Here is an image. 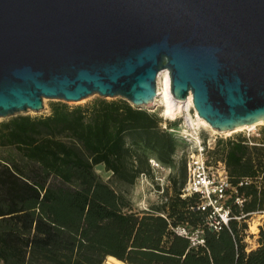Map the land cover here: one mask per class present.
I'll use <instances>...</instances> for the list:
<instances>
[{
  "label": "water",
  "instance_id": "95a60500",
  "mask_svg": "<svg viewBox=\"0 0 264 264\" xmlns=\"http://www.w3.org/2000/svg\"><path fill=\"white\" fill-rule=\"evenodd\" d=\"M178 99L220 131L264 119V0H0V118L97 93Z\"/></svg>",
  "mask_w": 264,
  "mask_h": 264
},
{
  "label": "trees",
  "instance_id": "16d2710c",
  "mask_svg": "<svg viewBox=\"0 0 264 264\" xmlns=\"http://www.w3.org/2000/svg\"><path fill=\"white\" fill-rule=\"evenodd\" d=\"M162 122L158 113L125 98L102 96L74 105L57 100L49 113H20L3 120L0 264H103L107 254L134 264L125 256L133 235L135 243H147L169 228L168 219L186 221L187 209L200 214L191 223L202 222L205 212L190 208L197 195H181L187 179L184 157L181 176L169 174L173 194L149 207L168 209L167 215H155L149 208L141 215L124 191L142 174L152 175L151 158L172 168L184 148L185 141L171 130L176 122L166 121V127ZM222 152L234 184L264 168V147L255 149V167L241 135L238 140L219 139L211 153L218 157ZM98 166L110 172L108 179ZM240 191L250 200L241 208L233 204L235 213L264 209V177L260 187L248 184ZM259 233L261 247L249 255L239 247L236 264H264V221Z\"/></svg>",
  "mask_w": 264,
  "mask_h": 264
},
{
  "label": "built area",
  "instance_id": "2783aa9c",
  "mask_svg": "<svg viewBox=\"0 0 264 264\" xmlns=\"http://www.w3.org/2000/svg\"><path fill=\"white\" fill-rule=\"evenodd\" d=\"M166 126L164 124V127ZM171 130L175 131V129ZM249 131L245 134L247 138L251 136ZM179 136L187 142V145L177 152L179 157L186 158L187 163V179L182 187L181 195H197V200L190 205V208L205 212V217L202 222L196 224L187 220L173 223L168 219L169 230L173 234L186 238L190 247L198 248L206 244L208 230L218 232L224 227L230 228V222L233 219H248V229L251 231L252 224L259 227L262 219L253 216L254 214L264 215V209L238 214L233 211V204L239 208L243 207L248 197L240 191V187L248 184L260 187L264 168L258 167L255 174L242 176L238 183L234 184L231 181L226 160L213 156L211 153V150L216 147V138L211 140L201 136V140L197 142L182 132ZM150 162L153 170L166 168L154 158H151Z\"/></svg>",
  "mask_w": 264,
  "mask_h": 264
},
{
  "label": "crops",
  "instance_id": "0c3cea01",
  "mask_svg": "<svg viewBox=\"0 0 264 264\" xmlns=\"http://www.w3.org/2000/svg\"><path fill=\"white\" fill-rule=\"evenodd\" d=\"M240 135L248 145L256 167L258 157L255 154V149L256 147H264V128L259 132L251 134L249 138H247L245 134H237L231 139L238 140V136ZM225 156L226 153L222 152L218 157H222L226 160ZM262 159V162H264V155ZM247 200L249 201L250 197H248ZM134 203V200H132L133 210L140 211L142 215L143 212L141 210H144V208H136ZM156 205L157 203L153 204L154 207ZM259 209L260 208L255 207L252 211H257ZM150 210L154 212L155 215L165 216L168 213V209ZM186 213L187 217L185 220L190 222H196L198 215H200L199 212H192L188 209ZM253 217L262 219V223L264 221V215L262 214H254ZM247 221L249 220L246 218L239 220L234 219L232 220V226H230V228H224L219 232L208 230L206 244L198 248L190 247L187 239L170 233L166 225L162 234H157L155 237L152 236V240H148L147 243H135L133 241V235L132 239L129 241L125 256L134 264H236V256L239 247H241V251L249 255L250 252L258 249L262 245L259 233L262 223L257 227L256 231H251L248 229ZM109 255L113 254H107L103 264H108L107 258ZM127 263L131 264L129 262Z\"/></svg>",
  "mask_w": 264,
  "mask_h": 264
},
{
  "label": "rangeland",
  "instance_id": "374dc122",
  "mask_svg": "<svg viewBox=\"0 0 264 264\" xmlns=\"http://www.w3.org/2000/svg\"><path fill=\"white\" fill-rule=\"evenodd\" d=\"M97 97H100L99 94L94 93L91 94L81 100L78 101H66L69 104H84L87 103ZM119 97V96H117ZM107 98H116V97H107ZM57 100H62V99H57V98H45L44 99V104L45 107L39 111H35V110H29L26 113H30L33 115L36 114H46L49 113L51 110V104ZM141 108H146L149 111L152 112H156L159 114V116H161L163 118V122L162 124H167L166 121L168 122H176V125H174L175 127V132L179 135L181 134V130L182 128L185 126L186 127V113L182 112V113H178L175 116L172 115H164L162 112V107L159 106L157 109L154 108H149L146 106H142ZM191 113L192 115L195 117V110L193 108V106H191ZM10 116L7 117H1L0 118V123L7 119ZM264 128V124H259L257 125L255 128L250 129L249 132H251V134L259 132L261 129ZM198 132L201 134L202 137H204L205 139H211L213 140L214 138H216V141H218L219 139H227V138H231V136H235L237 134H246V132H248V129L243 130V131H239V132H235L231 135H226V134H222V133H218V132H214L213 130H211L208 127H203L201 126L200 128H197ZM185 141V140H184ZM187 145V142L185 141L184 147ZM182 157H179L178 155L175 157V163L172 166V168L166 167L165 169L161 170H152V175H143L141 176L139 179L136 180V182L129 187H124V191L126 192L128 198H130V200H134V204L136 208H144L147 209L149 207H151V205H153L154 203H160L162 201H166L168 197L171 196V194H173L174 189H173V179H171L169 177V174L173 171H175L177 173V176L180 177L181 175L179 174L181 171V163L180 160ZM185 158V157H184ZM180 163V164H179ZM98 172H100L102 174V176L106 179H108L110 177V172L105 171L104 168L102 166H98L97 167ZM138 201V203H137ZM256 229V227H255Z\"/></svg>",
  "mask_w": 264,
  "mask_h": 264
},
{
  "label": "bare ground",
  "instance_id": "6f19581e",
  "mask_svg": "<svg viewBox=\"0 0 264 264\" xmlns=\"http://www.w3.org/2000/svg\"><path fill=\"white\" fill-rule=\"evenodd\" d=\"M158 87H157V95L155 97V101L153 105H149L146 107L157 109L159 106L162 107V112L164 115H172L175 116L178 113L185 112L186 113V127L184 126L181 130V132L185 135H187L189 138L195 141L201 140V135H199V132L197 128L208 127L214 132L231 135L235 132L243 131V130H250L255 128L259 124H264V119L251 123V124H244L237 126L233 129H228L225 131H220L217 128L213 127L204 117H202L196 108H194V102H193V96L192 93H190L187 97V99H178L176 98L172 91H171V77H170V71L168 68L162 69L158 74ZM191 106H193L195 110V117L191 113ZM162 171V170H161ZM257 226L256 224H252L251 229L253 231H256ZM108 264H128L127 262L121 260L120 258L109 255L107 258Z\"/></svg>",
  "mask_w": 264,
  "mask_h": 264
}]
</instances>
